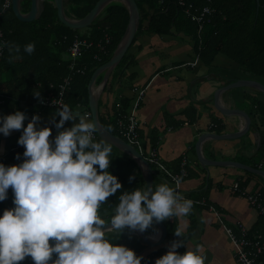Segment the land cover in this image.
<instances>
[{
  "label": "crops",
  "instance_id": "obj_1",
  "mask_svg": "<svg viewBox=\"0 0 264 264\" xmlns=\"http://www.w3.org/2000/svg\"><path fill=\"white\" fill-rule=\"evenodd\" d=\"M3 2L4 0H0V10ZM104 17L105 15L97 18V21L102 23ZM145 24L142 23L144 26ZM103 25L108 26L105 23ZM125 55L124 66L117 68L111 76L108 84L110 90L101 96V113L112 112L117 103L125 112L129 111L134 101V89H145L144 98L136 111L138 131L144 146L147 149L153 148L151 140L156 136L154 148L157 149L162 163L168 167L180 159L181 167L186 165L192 173L190 177L181 179L177 196L180 202L183 198L191 199V210L186 215L173 214L166 217L162 221L163 224H174L180 234L192 229L191 238L185 244V251L197 250L205 257L204 264H236L232 244L222 225L236 229V223L239 222L252 234L260 231L263 219L246 199L231 192L229 187L238 182L251 191L256 188L264 190V179L234 167H208L206 170L198 163L194 146L202 133H217L208 129L214 118L224 125L219 133L235 131L240 125L238 119L231 121L213 108L212 93L218 87L244 75L234 61L220 54L210 66L202 64L199 59L196 66H191L189 63L195 61L198 55L193 51V46L178 34L159 36L144 29L135 35ZM18 74L19 68L11 67L2 73L1 78L3 82H8L16 79ZM101 78L102 75L96 83ZM252 98L264 105V95L251 89H236L223 95L225 105L248 113L252 122L250 134L235 140H205L201 146L205 158L234 161L253 167H257L262 161L264 122L253 115ZM81 109L78 108L76 112ZM17 110L25 113L24 126L33 114H37V126L52 129L50 140L64 129L63 126L60 129L55 127V123L60 119L57 108H47L40 103L29 105L10 97L5 98L0 107V117ZM22 132L23 128L10 130L7 136L0 133L1 157L20 145L17 140ZM110 154L109 168L112 173L128 179L131 176L133 178L129 180L141 179L143 182L141 173L131 158L116 149H112ZM161 183L173 187L167 177L156 170L153 191ZM214 212L218 213V216H215ZM99 215L105 218V223L110 221L109 211ZM153 231L154 226L151 223L146 232L153 233L152 237L156 239ZM107 233L119 237L120 243L124 242L125 238L135 236L133 231L126 227ZM169 249L170 243L166 238L156 247L145 246L140 255L154 264L155 259Z\"/></svg>",
  "mask_w": 264,
  "mask_h": 264
},
{
  "label": "clouds",
  "instance_id": "obj_2",
  "mask_svg": "<svg viewBox=\"0 0 264 264\" xmlns=\"http://www.w3.org/2000/svg\"><path fill=\"white\" fill-rule=\"evenodd\" d=\"M24 48L31 53L35 45L30 42ZM35 95L39 96V91ZM61 104L57 129L75 119L69 104ZM25 118L20 110L0 117V133L5 136L23 128L17 143L24 146L20 163L0 162V201L8 197L11 186L14 205L0 214V264H18L27 256L34 264H48L53 253L57 255L52 264H141L143 257L133 249L105 238V220L98 215V208L122 184L106 170L112 145L92 139L97 125L89 113L80 115L78 123L51 140L52 129L38 127L37 114L26 126ZM20 155L16 153L17 160ZM175 180L180 183L179 177ZM192 203L188 198L178 201L175 189L167 183L157 185L155 191L138 187L120 195L107 227L129 226L143 232L153 218L163 221L173 214L186 215ZM176 235H180L179 229ZM50 238L54 243L50 244ZM179 246L173 242L154 264H204L205 257L197 250L179 253Z\"/></svg>",
  "mask_w": 264,
  "mask_h": 264
},
{
  "label": "trees",
  "instance_id": "obj_3",
  "mask_svg": "<svg viewBox=\"0 0 264 264\" xmlns=\"http://www.w3.org/2000/svg\"><path fill=\"white\" fill-rule=\"evenodd\" d=\"M63 1L65 11L69 16L82 18L98 0ZM184 1L187 4H192L193 9H199L208 4L215 10V13L210 16V23L206 24L203 30L198 32V25L184 15V9L179 6L178 0H138L141 22L137 34L144 29L150 34L159 36L178 34L193 46V51L198 55L202 64L210 66L214 58L220 54L234 61L243 75L264 82V0H258V11L256 0H210L209 3L204 0ZM29 8L30 0H22L21 11L26 13ZM103 15L105 17L102 23L96 20L89 26L87 33L82 34L79 30L70 29L59 22L52 0H44L39 17L31 22L18 20L11 8L3 12L0 15V28L6 43L5 52L0 60V93L3 100L10 97L33 105L40 103L49 94H56L58 86L67 76L71 75L67 49L73 37L76 35L94 43L98 41L104 43V36L107 35L110 41L101 62L96 61L93 57L99 53L96 47H92L78 59V66H85L86 72L72 76L69 87L63 96V103L69 104V110L75 116V119L65 121L63 127L69 128L78 123L80 115H83L85 111L89 112L87 86L90 77L100 65L109 60L128 21L126 8L117 2L106 6L98 18ZM143 22L146 23L145 26L142 25ZM103 23L108 26L105 27ZM30 42L34 43L35 48L33 52L28 53L24 46ZM125 58L126 55L117 68L124 66ZM11 67L19 68L18 77L3 82L2 73ZM37 91L40 93L39 96L35 95ZM251 100L254 106L253 115L264 122V105L254 98ZM78 108L82 109L76 112ZM115 114L114 109L109 113L100 111V121L107 131L119 136ZM211 121L216 125L212 130L217 133L222 132L224 125L220 120L214 118ZM156 141L157 137L154 136L151 140V147H155ZM23 151L20 148H15L4 157L0 156V162L6 165L20 163L24 159ZM16 153L21 154L19 160L16 159ZM180 163L181 160L177 159L166 168L171 173L180 174L181 178L190 177L192 175L190 169L186 165L181 167ZM152 167L156 171L153 165ZM107 171L112 173L110 168ZM183 174L185 176H182ZM114 175L121 181L122 187L102 201L98 208V215L101 212H110L108 220L114 215L122 193L144 187L141 179L131 181L120 174ZM262 193L264 196L263 189ZM12 195L10 186L8 197L4 201H0V214L4 208L14 206ZM165 227L167 229L166 238L170 245L177 242L180 246L176 251L185 252V244L191 238L192 229L185 234L176 235L177 228L174 224H165ZM147 230L148 227L145 231ZM260 232L264 235L263 220ZM105 238L111 243L123 244L133 249L137 255H140L145 248V245L135 236L125 238L122 243H120L119 237L111 233H105ZM51 243L54 241L50 238ZM56 255L52 254L48 264H52ZM259 261L264 264V257H260ZM18 264H34V261L30 256H27Z\"/></svg>",
  "mask_w": 264,
  "mask_h": 264
},
{
  "label": "water",
  "instance_id": "obj_4",
  "mask_svg": "<svg viewBox=\"0 0 264 264\" xmlns=\"http://www.w3.org/2000/svg\"><path fill=\"white\" fill-rule=\"evenodd\" d=\"M11 1V10L14 13L15 17L23 22H31L36 20L42 9L44 0H30V8L29 11L23 13L21 11V2L22 0H10ZM138 0H98L93 8L82 18H74L69 16L64 8L63 0H52L56 12L58 20L64 26L73 29L80 30L83 28H87L92 25L100 15V13L104 10L106 6L111 3H120L122 4L127 12H128V21L124 32L118 41L112 55L109 60L104 64L100 65L91 75L87 91H88V110L90 112L91 119L96 122L97 131L95 132L96 136L99 140L103 139L112 145V149H116L124 154H126L129 158H131L134 164L137 166L138 170L141 173L145 188H151L153 191V178L155 176V170L151 166V164L131 145H129L126 141L120 138L117 135H114L107 131L101 121H100V106L99 101L103 93L108 91V84L111 79L113 72L117 69L123 57L129 50L135 35L139 29L141 22V12L137 5ZM257 3V11L259 7V2ZM102 75L101 80L96 83L98 77ZM251 89L256 91L262 95H264V82L257 78L249 77L244 75L242 78H237L236 80L229 82L221 87L215 89L212 93V106L213 108L223 117L227 119H238L240 121V125L237 126L235 131H229L225 133H213L206 132L202 133L195 143V154L197 157L198 163L207 170L208 167H234L240 170H243L247 173H251L257 175L264 179V169H260L258 167L249 166L243 163L234 162V161H215L209 160L205 158L201 151L202 143L207 140L214 141H223V140H235L240 139L241 137L248 136L250 134L251 129V118L245 111L232 108L230 105H225L223 103V95L229 91L236 89ZM110 158H111V154ZM107 170V169H106ZM150 198V197H149ZM111 221L106 222L104 226H102L105 230V233L109 231H113L115 229L108 228L107 225L110 224ZM154 226V231L156 235V239L152 237L153 233H147L145 230L142 232L139 228H131L129 226H125L133 231L134 235L147 247H156L162 244L166 240L167 229L162 221H157L156 218H153L152 222Z\"/></svg>",
  "mask_w": 264,
  "mask_h": 264
},
{
  "label": "built area",
  "instance_id": "obj_5",
  "mask_svg": "<svg viewBox=\"0 0 264 264\" xmlns=\"http://www.w3.org/2000/svg\"><path fill=\"white\" fill-rule=\"evenodd\" d=\"M209 3L210 0H204ZM180 7L184 9V15L192 22H195L198 25V32L203 30V27L210 23V16L215 13V10L210 7V5H204L199 9H193L192 4L185 3L184 0H178ZM11 8V1L4 0L2 4V9L0 10V15L6 10ZM110 39L107 35L104 36V43L101 41L92 42L87 39L80 38L79 36H74L69 47V69L71 75L67 76L63 82L58 86V91L56 94H49L44 100L40 102L41 105L47 108H57L60 109L63 103V96L69 87L70 81L74 74H84L86 72V67H79L77 60L80 59L87 51L92 47H96L98 54H95L93 57L96 61L101 62L102 56L106 54V46L109 43ZM6 43L0 28V60L3 57L5 52ZM198 56L195 61L189 63L191 66H196L198 63ZM145 95V89H134V101L129 111L125 112L121 109V105L117 103L114 107L116 112V127L119 133V137L126 141L129 145L134 147L150 164L153 165L156 170L162 172L168 181L172 184L175 189L177 196L179 195L180 183L177 184L175 178L179 177L181 182V175L171 173L166 166L160 160L158 151L156 148L147 149L142 139L139 135L138 124L136 111L143 100ZM2 94L0 93V107L4 104ZM84 113L90 112L85 111ZM87 119V117H86ZM216 125L210 123L208 129H215ZM93 140H99L95 132L92 135ZM21 150H24L23 145L17 146ZM258 168L264 169V157L262 161L257 165ZM182 176H185L184 174ZM229 190L236 195L246 199L250 206L255 208L259 216L264 221V196L261 188H256L254 191L249 190L246 186H241L238 182H234L229 187ZM198 203V202H196ZM215 216H218V213L214 212ZM218 218V217H217ZM224 232L226 233L229 241L232 244L234 251V258L236 264H261L259 261L260 257H264V235L260 231H255L252 234H249L248 229L244 227L241 223H236V229L222 225ZM141 264H153L148 259H142Z\"/></svg>",
  "mask_w": 264,
  "mask_h": 264
},
{
  "label": "rangeland",
  "instance_id": "obj_6",
  "mask_svg": "<svg viewBox=\"0 0 264 264\" xmlns=\"http://www.w3.org/2000/svg\"><path fill=\"white\" fill-rule=\"evenodd\" d=\"M89 29V27H87V28H83V29H80L79 30V32H81L82 34L83 33H87V30Z\"/></svg>",
  "mask_w": 264,
  "mask_h": 264
}]
</instances>
